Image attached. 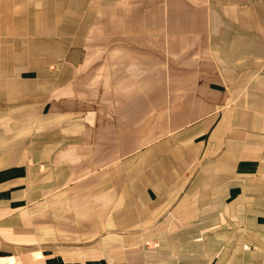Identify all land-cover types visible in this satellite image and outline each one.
<instances>
[{"label": "crops", "instance_id": "0c3cea01", "mask_svg": "<svg viewBox=\"0 0 264 264\" xmlns=\"http://www.w3.org/2000/svg\"><path fill=\"white\" fill-rule=\"evenodd\" d=\"M0 264H264V0H0Z\"/></svg>", "mask_w": 264, "mask_h": 264}]
</instances>
